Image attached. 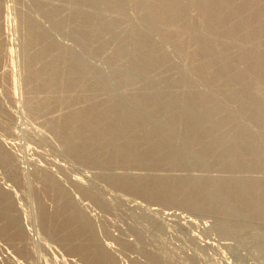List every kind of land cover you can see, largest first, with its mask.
<instances>
[{
  "label": "rangeland",
  "instance_id": "rangeland-1",
  "mask_svg": "<svg viewBox=\"0 0 264 264\" xmlns=\"http://www.w3.org/2000/svg\"><path fill=\"white\" fill-rule=\"evenodd\" d=\"M107 1L0 0V203L6 205L0 204V264H94L91 254L83 249L89 243L79 238L76 231L81 223L87 225L94 245L105 251L113 264H264V219L255 214L257 208L260 212L264 209V192L255 190L254 184L260 179L264 185V0H120L116 12L103 8ZM176 12L184 15L180 28L175 26ZM79 13L109 18L113 25L108 29L99 27L94 33L109 38L104 49L90 48L70 25L62 28L58 24L63 19L66 23L73 21ZM150 17L153 19L146 21ZM81 21L78 29L86 33L89 24ZM145 42H154L153 54L159 60L165 56L168 62L163 66L152 63L149 71L142 72L148 54L139 55L137 51L144 49ZM125 47L122 61L134 62V69L125 68L124 63L116 66L117 62L111 61L114 53L121 56L120 50ZM64 50L73 55L65 56ZM76 53L82 54L85 67L103 72V81L96 83L99 89L85 90L86 94L78 87L63 90L64 76L70 79L72 75L76 83H86L87 77L82 73L66 72L69 59L75 61ZM209 65L213 71L223 69L224 65L230 69L222 78L211 80L206 79ZM123 69L127 73L123 74ZM177 73H183L184 79H175ZM120 74L130 78L132 85L122 88ZM106 84L112 89L110 95L121 97L128 111L136 105L129 101L140 100L143 85L152 87L149 89L156 95H171L175 105L182 108L183 118L199 119L198 128L208 125L211 134L222 130L226 137L245 136L241 148H235L227 138L222 145H215L213 151L231 149L229 157L235 151L242 152L256 165L249 168L243 160L237 165L190 159L185 162L183 154L179 155L181 159L173 160L163 154L167 145H162L161 150L165 151L154 155L142 152L147 147L141 146V151L132 147V158L117 156L103 143L79 147L86 153L72 151L73 146L69 147L64 139L68 136H60L72 126H59L67 123L73 113L82 112L78 109L83 106L108 99L100 90ZM180 94L189 96V101L178 99ZM210 96L215 99L212 104L208 101ZM191 105L203 109L197 110V114ZM143 107L142 112L150 116L168 112L159 105L151 111ZM215 107L220 108L218 112H212ZM231 114L237 121L221 128L219 122ZM63 130L66 132L60 133ZM180 132L184 136L187 131ZM76 138L69 139L75 142ZM179 146L188 151L199 148L187 141L179 142L178 149ZM208 180L218 189H224L226 180L228 184L236 181L229 184H236V194L249 197L242 202V210L225 190L219 195L209 192L208 187L203 194L194 191L187 197L175 187H191L200 182L206 185ZM148 183L172 188L170 194L175 192V196H167L174 199L147 195L140 187ZM187 199L196 203L205 200L207 206L198 210L188 205ZM215 201L224 205L228 201L232 210L216 207ZM3 212L8 213L7 217Z\"/></svg>",
  "mask_w": 264,
  "mask_h": 264
},
{
  "label": "bare ground",
  "instance_id": "bare-ground-1",
  "mask_svg": "<svg viewBox=\"0 0 264 264\" xmlns=\"http://www.w3.org/2000/svg\"><path fill=\"white\" fill-rule=\"evenodd\" d=\"M107 1V0H106ZM128 1V0H127ZM254 1V0H253ZM94 2H96V1H94ZM102 2V1H101ZM49 3V2H48ZM52 3V2H51ZM67 3V2H66ZM103 3H104V1H103ZM144 3V2H143ZM214 3V2H213ZM212 3V4H213ZM50 4V3H49ZM68 4H70V3H68ZM77 4V3H76ZM122 4L124 5V3H123V1H122ZM135 4H139V2L138 1H136V3ZM142 4V3H141ZM53 5V4H52ZM121 4H120V0H109V1H107L105 4H103V8L104 9H106V10H109V11H111V10H113V11H115L116 12V9H117V7H119ZM122 5V6H123ZM214 5H217V4H214ZM219 5V4H218ZM121 6V7H122ZM139 6V5H138ZM206 6V5H205ZM73 7V6H72ZM143 7V6H142ZM211 7V6H210ZM73 8H75V7H73ZM124 7H122V9H123ZM81 10V9H80ZM58 11V10H57ZM123 11H124V9H123ZM55 12V11H54ZM76 12V11H75ZM78 12V11H77ZM82 12V11H81ZM80 12V13H81ZM96 12V11H95ZM98 12V11H97ZM97 12H96V14H97ZM103 12V11H102ZM106 12V11H105ZM114 12V13H115ZM122 12V11H121ZM167 12V11H166ZM180 12V11H179ZM51 13V12H50ZM79 13V14H80ZM110 13V12H109ZM126 13V12H125ZM83 14H84V12H83ZM87 14H88V12H87ZM95 14V13H94ZM101 14V13H100ZM120 14V13H119ZM118 14V15H119ZM122 14V13H121ZM168 14V13H167ZM175 14V13H174ZM176 14H177V12H176ZM183 13H181V14H177V16H178V18L176 19L177 20V23L175 24V26H177L178 28H180V27H182V24H180L181 23V20L183 19V16L184 15H182ZM91 16H86V15H82V14H80V15H76V16H74V20L73 21H71L72 23L70 24L69 22H67L66 23V20L64 21V19H63V21H64V23H65V25L64 24H62L63 23V21L61 22V24L60 23H58L59 25H63V26H69V27H71V30L72 31H74L75 33H77V35L79 36V38L81 39V41L82 40H86V42H84V43H86V45L88 46H90V48L91 47H94V46H99L98 48H102V49H104V46H106V45H108L109 44V38L108 37H105V36H103V37H99V36H96V34H94L95 33V31H96V29L98 30V28L99 27H102L103 26V28H105V27H107V29H108V26H112L110 23H109V18H108V20H104V19H98V18H100V17H98L97 18V16L95 15H93V14H90ZM107 15V14H106ZM117 15V14H116ZM117 15V16H118ZM171 15V14H170ZM110 16V15H109ZM122 16V15H121ZM165 16V15H164ZM169 16V15H168ZM103 17V16H102ZM113 17V16H112ZM118 17H120V15L118 16ZM117 17V18H118ZM122 17H124L125 18V14L123 13V16ZM154 17V16H153ZM157 17V16H156ZM159 17V16H158ZM173 17V16H172ZM114 18V17H113ZM116 18V17H115ZM127 18V17H126ZM28 19V18H27ZM147 19V18H146ZM145 19V20H146ZM151 19H153V18H149V19H147L146 21H150ZM160 19V18H159ZM81 20H83V21H85V22H87L88 24H89V28L87 27V32L86 31H84V32H86V33H83V31H81L80 29H78V25H79V22L81 21ZM120 20V19H119ZM111 21V20H110ZM82 22V21H81ZM154 22V21H153ZM163 22V21H162ZM173 22V21H172ZM130 23H132V22H130ZM151 23H152V21H151ZM157 23H158V20H157ZM82 24H83V22H82ZM134 24V23H133ZM136 24V23H135ZM168 24V23H167ZM34 25V24H33ZM137 25V24H136ZM151 25V24H150ZM160 25H161V23H160ZM63 26H62V28H63ZM115 26V25H114ZM113 26V27H114ZM124 26V25H123ZM133 26V25H132ZM154 26V25H153ZM164 26V25H163ZM168 26H170V25H168ZM174 26V25H173ZM69 27H66V28H69ZM116 28H117V26H115ZM130 27V26H129ZM176 27V28H177ZM110 28V27H109ZM120 28V27H119ZM119 28H117V29H119ZM134 28V27H133ZM139 28V27H138ZM177 28V29H178ZM112 29V28H111ZM110 29V30H111ZM115 29V28H114ZM116 29V30H117ZM150 29V28H149ZM70 30V31H71ZM85 30H86V28H85ZM103 30V32H104V29H102ZM121 30V29H120ZM119 30V31H120ZM69 31V30H68ZM135 31V30H134ZM150 31V30H149ZM151 31H153V30H151ZM150 31V32H151ZM31 32V31H30ZM44 32V31H43ZM42 32V33H43ZM99 32V31H98ZM107 32V31H106ZM140 32V31H139ZM175 32V31H174ZM111 33V32H110ZM126 33V32H125ZM128 33V32H127ZM143 33H145V31L143 32ZM107 34V33H106ZM117 34H119V33H117ZM120 34H122V33H120ZM129 34V33H128ZM133 34V33H132ZM137 34V33H136ZM141 34V33H140ZM152 34V33H151ZM73 35H74V33H73ZM76 35V34H75ZM103 35V34H102ZM111 35H113V34H111ZM123 35V34H122ZM122 35H120L121 37H123ZM142 35H144V34H142ZM116 37V35H113V38L115 39V37ZM131 36V35H130ZM134 36V35H133ZM140 36V35H139ZM124 37H126V35L124 36ZM136 37H137V35H136ZM177 37V36H176ZM75 38V37H74ZM78 37H77V39H79ZM146 38H147V36H146ZM35 39V38H34ZM119 39V36H118V38L117 39H115V40H118ZM130 39H131V37H130ZM142 39V38H141ZM150 39V38H149ZM139 40H140V37H139ZM111 41V40H110ZM136 41H138V40H136ZM141 41V40H140ZM143 41H144V39H143ZM146 42H147V39L145 40ZM82 42V43H83ZM88 42V43H87ZM146 42H145V44H144V49H139L137 52L139 53V55L141 54V53H143V54H148V58H146V59H148V62H147V64L145 65V67H144V69L143 70H141L142 72L143 71H149L151 68H152V63H155V62H158L159 63V65H164L166 62H168V59H166L165 58V56L164 57H162L161 58V60H159V59H157V57L153 54V53H156V52H154V48H155V43L154 42H149L148 44H146ZM134 43V42H133ZM120 44V43H119ZM123 44V43H122ZM130 44V43H129ZM135 44V43H134ZM139 44V43H138ZM116 45V44H115ZM114 45V46H115ZM129 46V45H128ZM127 46V47H128ZM59 47V46H58ZM136 47H138V46H136ZM139 47H140V45H139ZM68 48V47H67ZM132 48V47H131ZM134 48H135V46H134ZM141 48H142V46H141ZM101 49V50H102ZM119 49V48H118ZM117 49V50H118ZM61 50H62V48H61ZM61 50H60V52H61ZM116 50V51H117ZM128 50H129V47H128ZM133 50V49H132ZM125 51H127L126 50V47H125V50L124 49H122V50H120V55L121 56H118V53H114L115 55L113 56V58H112V60L111 61H114L115 63L117 62V65L116 66H118L119 64H123L124 63V66H125V68H129V69H131V67H133L132 69H134V62H130V61H127L126 60V62L125 61H122V56H123V54H124V52ZM63 52H65V56L68 54V55H73L71 52H69V50H64ZM73 52V51H72ZM62 53V52H61ZM128 53V52H127ZM127 53H126V55H127ZM136 53V52H135ZM75 54V53H74ZM79 54V53H78ZM77 53H76V55H78ZM102 54V53H101ZM131 54V53H130ZM137 54V53H136ZM136 54H135V56H136ZM43 55V54H42ZM41 55V56H42ZM59 55V54H58ZM62 55V54H61ZM75 55V56H76ZM138 55V56H139ZM159 55V54H158ZM40 56V57H41ZM112 56V55H111ZM133 56V55H132ZM131 56V57H132ZM39 57V58H40ZM68 57V56H67ZM67 57H64V58H67ZM73 57V56H72ZM125 57V56H124ZM127 57H128V55H127ZM159 57V56H158ZM72 59V58H71ZM84 59V58H83ZM83 59H82V54H81V56L80 55H78L77 56V58L76 57H74V59L73 60H75V61H70V59H69V64H67L66 65V69H67V71L66 72H68V73H72L73 75H78L77 73H82V75L83 76H85L84 78H86L87 77V80H86V83L84 82V83H76L75 81V79H76V77H75V79L74 78H72L71 76H70V79L67 77V76H64V78H62V79H64L63 80V86H62V88H63V90L65 91V90H75V88L77 89V87L78 88H80V91L82 92V94H86V91H88V90H96V89H99L98 88V86L99 85H96V83H98L97 81H99V83H100V81H103V80H101V79H103L104 78V75H103V72L102 71H99L98 69H93V68H91L90 69V67H85V63L84 64H82L83 63ZM87 59V58H86ZM124 59V58H123ZM128 59V58H127ZM145 59V58H144ZM65 60V59H64ZM53 61H54V59H53ZM132 61V60H131ZM134 61H136V60H134ZM146 61V60H145ZM137 62V61H136ZM139 62H140V60H139ZM209 62V61H208ZM65 63V62H64ZM146 63V62H145ZM57 64V63H56ZM59 64V63H58ZM156 64V63H155ZM170 64V63H169ZM213 64V63H212ZM112 65V64H111ZM150 65H151V68H150ZM154 65V64H153ZM158 65V66H159ZM168 65V64H167ZM64 66V65H63ZM115 66V65H114ZM123 66V67H124ZM155 66V65H154ZM161 66V67H162ZM210 66V65H209ZM225 67H223V69H221V70H215V71H213L211 68V66L210 67H208L207 66V69L209 70V73L208 74H206L207 75V78L206 79H211V80H213L214 78H216V79H219V78H222V75H224L228 70L227 69H230V67L229 66H227V65H224ZM62 67V66H61ZM122 66H120V69H122L121 68ZM157 67V66H156ZM218 67V66H217ZM259 67V66H258ZM116 68V67H115ZM160 69V68H159ZM169 69V68H168ZM201 69V68H200ZM220 69V68H219ZM116 70V69H115ZM122 71V70H121ZM125 71H128L127 69H123V74H125V73H127V72H125ZM134 71V70H133ZM140 71V72H141ZM206 71V70H205ZM213 71V72H212ZM102 72V73H101ZM137 72V71H136ZM135 72V73H136ZM142 72H141V75H142ZM123 74H120V75H122L121 77H123V83H124V85H122L123 87L122 88H127V87H129V86H131L132 85V82H131V80H130V78H128V77H125V76H123ZM137 74V73H136ZM139 74V73H138ZM149 74V73H148ZM147 74V75H148ZM65 75V74H64ZM82 75H80V76H82ZM118 75V74H117ZM132 75H133V73H132ZM141 75H139V76H141ZM202 75V74H201ZM60 76V75H59ZM130 76H131V73H130ZM134 76H136V75H134ZM133 76V77H134ZM139 76L137 77V78H139ZM144 76L146 77V74H145V72H144ZM143 76V77H144ZM120 77V76H119ZM133 77H132V79H133ZM176 78L175 79H184V75H183V73H181V74H178L177 73V75L175 76ZM58 78V77H57ZM136 78V79H137ZM172 78V77H171ZM174 78V77H173ZM172 78V79H173ZM213 78V79H212ZM55 79V78H54ZM174 79V80H175ZM171 80V79H170ZM165 81V80H164ZM173 81V80H172ZM60 82H62V80L60 81ZM104 82L106 83V80H104ZM171 82V81H170ZM109 83H110V81H109ZM108 83V84H109ZM118 83V82H117ZM122 83V84H123ZM134 83V82H133ZM45 84V83H44ZM52 84H54V83H52ZM82 84V85H81ZM114 84V83H113ZM119 84V83H118ZM145 84V83H144ZM146 84L148 85L149 83H147L146 82ZM55 85V84H54ZM84 85V86H83ZM139 85V84H138ZM143 85V84H142ZM147 85H143V87L141 86V95H140V100L138 99H135V100H132V101H129V103H133V104H136V105H134V109L132 110V111H128L125 107L127 106V105H123L122 104V102H121V100L120 99H122L121 97H120V99H119V96L117 95V96H115L114 94H111L110 95V92H112L111 90L112 89H109L108 88V86H107V84L105 85V86H103L102 85V87H101V89L100 90H102L104 93H105V95L107 96L106 98H108V99H106L105 101H103L102 100V102H98V103H93V104H91V105H89V106H83L82 108H80V109H78V110H81L82 112H75L76 114H72V116L69 118V119H67L68 121H67V123H66V121H65V123H63L64 122V118H61L62 119V123H63V126H61L60 124H57L61 129H62V127L63 128H66L67 126H66V124H69L70 123V126H72L71 128L70 127H67V134H61L60 136L62 137L63 135H66V136H68V138L66 139V138H64L65 140H67L68 141V144H70L69 145V147H71V146H73V148L71 149L72 151H75L76 150V153L79 151V152H83L82 150H80L81 148L82 149H84L83 148V146H87V145H85V144H88V146H92V145H96V144H99L100 145V143H101V145H102V143H103V145H105L106 144V146L108 145V146H110L113 150V153H115V154H117V156H128V158H132V155L134 156V150L132 149V147L134 148V147H141L142 146V148L143 147H147L144 151L140 148V151L142 150V152H146V154L148 153H150V154H156V153H158L159 154V152H161V151H165V150H161V148H162V145H167L168 146V148L166 149V151L163 153V154H165V156L167 155V157L168 158H171V159H177L178 157H179V155L180 154H183L184 156H185V159H184V156L182 157L183 159H184V161L186 162V161H188L189 159H190V161L192 160L193 162L195 161H198V162H203V163H209L210 162V164L212 163H215V164H222L223 165V162H227V164L228 165H237V164H239L242 160L245 162V165L248 167L249 166V168H250V166H255L256 164L255 163H253L254 161H252V160H249L247 157H245V155H243L242 154V152H237V151H235V152H233V150H232V155L233 156H228V153H231L230 151H231V149H218V148H216V150H214L213 151V147L215 146V145H222L221 143L222 142H224V141H228L229 139V141H233V143H234V141L236 142V143H232L231 142V144L232 145H235V148H239L240 147V144L241 143H243V141L241 142V139H243V138H245V136L243 135L242 137H241V135L240 136H238L237 138H231V137H226L225 135L223 136V132H221L222 130H220L219 132H217L218 130H216V132L217 133H213V134H211L210 133V126H206V127H200V128H198L199 126H198V124H199V119L197 118V119H195L194 117L193 118H189V117H187L186 119L185 118H183L181 115H182V113H183V111H182V108L181 107H177L176 105H175V103H174V100H175V98L174 97H172L171 95L170 96H159V94L158 95H156V94H154V93H152L151 91L153 90H150L149 88H152V87H149L148 88V86ZM40 86V85H39ZM111 86V85H110ZM64 87H65V89H64ZM230 87V86H229ZM233 87V86H232ZM235 87V86H234ZM233 87V88H234ZM224 88V87H223ZM227 88V87H226ZM225 88V89H226ZM233 88H230L229 90H231V92H233ZM140 89H139V91H140ZM224 89V90H225ZM86 90V91H85ZM92 90V91H93ZM126 90V89H125ZM121 92V91H120ZM230 92V91H229ZM140 93V92H139ZM138 93V94H139ZM72 94V93H71ZM137 94V93H136ZM188 94V93H187ZM134 96V95H133ZM138 96V95H137ZM71 97V96H70ZM134 97H136V95L134 96ZM203 97H205V96H203ZM128 98V97H127ZM213 97H209V99H208V101L210 102V104H212L211 102V100H214L215 101V99H212ZM57 99V98H56ZM60 99V98H59ZM58 99V100H59ZM178 99H180L181 101L183 100V102L185 103V100H187V101H189L188 99H189V96H187V95H182L181 96V94H180V97H178ZM57 100V101H58ZM61 100V99H60ZM64 100H65V98H64ZM63 100V101H64ZM127 100V99H126ZM54 101V100H53ZM56 101V100H55ZM66 101V100H65ZM64 101V102H65ZM62 102V101H61ZM60 102V103H61ZM63 102V103H64ZM50 103H52V102H50ZM59 103V102H58ZM68 103V102H67ZM133 104H130V105H133ZM142 106H141V105ZM61 105V104H60ZM65 105H66V102H65ZM129 105V106H130ZM143 105L146 107V108H150V111H151V108L153 107V106H161V107H163L164 108V110H166V111H168V112H166L165 114H161V115H157L156 114V116H150V115H148V114H145V112H142V107H143ZM214 105V104H213ZM216 105V104H215ZM50 106V105H49ZM64 106V105H63ZM68 106V105H67ZM181 106V105H180ZM189 106V105H188ZM187 106V107H188ZM205 106V105H204ZM128 107V106H127ZM183 107V106H182ZM213 107V106H212ZM219 107V106H218ZM61 108H62V106H61ZM144 108V107H143ZM158 108V107H157ZM162 108V109H163ZM183 108H185V107H183ZM190 108L191 109H196V111L198 110V111H200L201 109H203V107H199L198 105H191L190 106ZM211 108V107H210ZM216 108V107H215ZM222 108V107H221ZM69 109V108H68ZM130 109H131V107H130ZM186 110H187V108H185ZM185 109H183L184 111H185ZM214 109V108H213ZM218 109H220V108H216L215 110H212V112H218ZM224 110V109H223ZM198 111H197V114H198ZM220 111V110H219ZM68 112H70V111H68ZM74 112V111H73ZM154 112H155V110H154ZM188 112V111H187ZM203 112V111H202ZM205 112V111H204ZM211 112V111H210ZM71 113H72V110H71ZM71 113H70V115H71ZM153 113V112H152ZM163 113V112H162ZM167 113H169V115H167ZM191 113V112H190ZM68 114V113H67ZM185 114H186V112H185ZM185 114L183 115V116H185ZM207 114V113H206ZM219 114V113H218ZM230 114V113H229ZM64 115V114H63ZM209 115V114H208ZM51 116V115H50ZM69 116V115H68ZM210 116V115H209ZM175 117H178V118H175ZM202 117V116H201ZM206 117V116H205ZM217 118V117H216ZM213 119V118H212ZM215 119V118H214ZM213 119V120H214ZM206 120H207V118L205 119V121H203V122H206ZM237 121L236 120V117H234L232 114L230 115V116H228L226 119L224 118L222 121H220L219 123H220V126H221V128H223V126L225 125L226 126V124H231V123H229V122H231V121H233V122H235V121ZM208 122V121H207ZM217 122V121H216ZM232 122V123H233ZM203 124V123H202ZM210 124V123H209ZM212 124V123H211ZM64 125H65V127H64ZM200 125V124H199ZM69 126V125H68ZM202 126V125H201ZM148 128H152V129H156V130H154V132L152 131H148ZM214 128V127H213ZM217 128V127H216ZM57 129V128H56ZM65 130H63V131H61L60 133H62V132H64ZM181 130H183L184 131V133H185V131H187L185 134H184V136L182 135L183 133L182 132H180ZM238 130V129H237ZM240 130V129H239ZM65 131V132H66ZM70 131V132H69ZM168 131H170V133L169 134H167L168 133ZM213 131H215V130H213ZM64 132V133H65ZM232 132V131H231ZM237 132V131H236ZM182 133V134H181ZM93 135V136H91V135ZM70 135H72L74 138H76L75 140V142L73 141V140H71V139H69V138H72V139H74L73 137H71ZM238 135V134H237ZM65 136V137H66ZM87 136V137H86ZM234 136V135H233ZM227 138H228V140H227ZM64 141V140H63ZM67 141H64V143L66 144L67 143ZM69 141H73V142H71V143H69ZM185 142V141H187V142H189V143H192V144H195V145H198L199 146V148L196 150V151H188L186 148L185 149H181L180 148V146H179V148L180 149H178L177 147H178V145H179V142ZM73 143H76L77 144V146H78V148H77V146L76 145H73ZM68 144H66V145H68ZM176 144H178V145H176ZM181 144V143H180ZM225 144V143H224ZM102 145V146H103ZM172 145H174V147L172 146ZM176 145V146H175ZM226 145V144H225ZM193 146V145H192ZM227 146V145H226ZM68 147V146H67ZM79 147H80V149H79ZM183 147V146H182ZM216 147V146H215ZM228 148H229V146H227ZM95 148V147H94ZM177 148V149H176ZM241 148V147H240ZM70 149V148H69ZM68 149V150H69ZM85 149H86V147H85ZM100 149V148H99ZM105 150V149H104ZM207 150H210V152L209 153H206V151ZM86 151H87V149H86ZM89 151V150H88ZM136 151V150H135ZM105 152V151H104ZM141 152V153H142ZM190 152V153H189ZM84 153H86L85 151H84ZM90 153V152H89ZM98 153V152H97ZM89 155V154H88ZM85 156V155H84ZM115 156V155H114ZM130 156V157H129ZM151 156V155H150ZM162 156V155H161ZM167 157H164V158H167ZM229 157V158H228ZM125 158V157H124ZM127 158V159H128ZM180 158V157H179ZM170 159V160H171ZM181 159V158H180ZM178 160V159H177ZM190 161H188V162H190ZM167 162V161H166ZM172 162V161H171ZM177 162V161H176ZM181 162H183V160L181 161ZM185 162H184V164H185ZM185 165H187V164H185ZM184 166V165H183ZM229 178V177H228ZM223 180V179H222ZM228 180V179H227ZM225 181L224 182V186H222V187H224V189H218V187L216 186V184H214V183H210L209 182V180H208V183H206V185H202L201 184V182H200V184L198 183V184H195L194 183V185H192L191 187H189V185H186V184H183V185H181V186H175L176 187V189L177 190H180V191H182L183 192V194H185L187 197H189V196H191L193 193H194V191H196L197 193L198 192H200V194H203L204 192H207L209 189H210V191L209 192H215L216 194H218V192H219V195H220V192L222 191L223 192V190H225V192H229V194H230V196H229V199L231 200V198L232 199H234V202L236 201V203H237V206L239 207V208H241V210H242V208H243V201H245V197L247 196V199L249 198L248 197V195L246 194V196H244V195H242V194H240V197H239V194L237 193L236 194V192H235V190L233 189L235 186H236V184H235V186H233V185H229L228 184V181ZM260 180V179H259ZM256 181L254 184L256 185L255 187H256V189L255 190H259V192H261V191H263L264 192V185L263 184H261L260 183V181ZM213 181V180H212ZM214 182V181H213ZM220 182V181H219ZM223 182V181H222ZM234 182H236V181H233L232 183H234ZM159 183V182H158ZM221 183V182H220ZM231 183V184H232ZM238 183V182H237ZM225 184H227V185H225ZM160 185V184H159ZM173 185V184H172ZM179 185V184H178ZM164 186H166V185H164ZM209 187V189L207 190L206 188H208ZM211 187V188H210ZM140 188H142V189H144L146 192V194L147 195H149V196H153L154 198H158V199H162V200H167V201H171V200H173L174 199V196H175V192L174 193H172V194H170V191H171V189L172 188H170V187H168V186H166L165 188H163V186H161V187H157V186H154V184H150L149 185V183L148 184H146V185H141V187ZM151 190H153V192L151 191ZM190 190V191H189ZM205 190H207V191H205ZM237 191V190H236ZM252 191V190H251ZM163 192H165V193H163ZM177 193V192H176ZM174 194V196H167V195H173ZM215 194V195H216ZM218 195V196H219ZM3 196V195H2ZM156 196V197H155ZM214 196V195H213ZM1 197V196H0ZM231 197V198H230ZM258 197V196H257ZM262 196H260V197H258L259 199L261 198ZM164 198H166V199H164ZM201 198V197H200ZM217 198V197H216ZM257 198V199H258ZM204 199V198H203ZM202 199V200H203ZM256 199V200H257ZM5 200V199H4ZM3 200V201H4ZM188 200V202L185 200V202L188 204V205H191V206H193V207H196V208H198V210H199V208H204L205 206H207L206 204H205V200H204V203H203V201L201 202V203H196V202H193L192 200L190 201L189 199H187ZM200 200V199H199ZM261 201V200H260ZM183 202V201H182ZM184 202V203H185ZM208 202V201H207ZM206 202V203H207ZM5 203H6V200H5ZM221 203V204H220ZM233 203V202H232ZM1 205H2V207H5L6 205H4L3 206V203H0ZM212 204H214V203H212ZM231 204V203H230ZM229 203H228V201H227V203L224 205L221 201L218 203V201H215V205H216V207H220V209L222 208V209H228V210H226V211H230V210H232V205H230ZM233 204H235V203H233ZM242 204V205H241ZM0 205V206H1ZM209 205V204H208ZM256 205H259L258 203L256 204ZM255 205V206H256ZM262 205V204H261ZM210 206V205H209ZM192 207V208H193ZM257 207V206H256ZM256 207H254L255 209H256ZM259 207H261V206H259ZM7 208V207H6ZM5 208V209H6ZM4 209V208H3ZM248 209V208H247ZM254 209V210H255ZM259 208H257L256 210H255V214L256 215H259L258 217H261V219H264V212H262L264 209H262L261 208V212H260V209L258 210ZM217 210V209H216ZM253 210V211H254ZM4 211V210H3ZM6 212H7V210H5ZM250 211H251V209H250ZM253 211H251V212H253ZM246 212V211H245ZM249 213V212H248ZM8 213H6V215H7ZM10 214V213H9ZM232 214V213H231ZM5 214H4V212H3V216H5V217H7ZM2 216V217H3ZM9 217H10V215H9ZM11 218V217H10ZM5 219V218H4ZM7 219V218H6ZM8 220H9V218H8ZM11 220H12V218H11ZM81 221H82V219H80ZM9 223V222H8ZM46 224V223H45ZM82 225H80V224H77V226L76 227H78V229H76V231L79 233V238H81L82 240H84V242H87V243H89V245H86V249L85 248H83L84 249V252H89L90 254V256L92 257V262L94 263V264H113L112 263V261L110 260V256H107V253L105 252V251H103V250H100V248L98 247V246H96V245H94V243H93V234H91V232H90V230L88 229V227H87V225L86 224H84V223H81ZM12 227V226H11ZM13 228V227H12ZM15 228V227H14ZM74 230H75V227H74ZM71 231V230H70ZM74 232V231H73ZM76 232V233H77ZM86 243V244H87ZM82 248V247H81ZM88 254V253H87ZM89 256V257H90Z\"/></svg>",
  "mask_w": 264,
  "mask_h": 264
}]
</instances>
